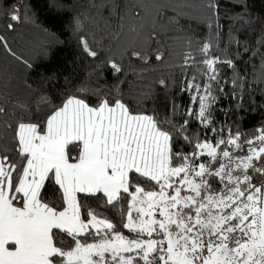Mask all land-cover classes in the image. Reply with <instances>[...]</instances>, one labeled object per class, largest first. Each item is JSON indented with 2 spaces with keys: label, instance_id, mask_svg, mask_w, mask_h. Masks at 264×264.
I'll use <instances>...</instances> for the list:
<instances>
[{
  "label": "snow or ice",
  "instance_id": "snow-or-ice-1",
  "mask_svg": "<svg viewBox=\"0 0 264 264\" xmlns=\"http://www.w3.org/2000/svg\"><path fill=\"white\" fill-rule=\"evenodd\" d=\"M233 6L246 30L260 28L255 47L233 38L221 48L219 0H208L215 34L187 38L182 56L181 93L189 105L173 101L163 119L143 107L150 92L129 104L121 89L126 81L119 79L122 61L113 47L105 53L94 47L104 37L90 41L79 34L83 21L96 17H74L83 51L97 60L106 55L93 73L99 79L110 69L117 83L97 87L94 102L83 94L86 88L55 106L40 96L35 114L29 100L9 95L0 101V264H264V181L254 182L264 177V124L246 133L227 122L217 126L214 117L228 83L220 66L235 72L244 53L264 58V17L254 20L246 0ZM88 7L99 5L93 0ZM107 8L116 20L109 39H127L130 55L147 65L151 57L136 49L159 44L160 32L146 27L143 6L112 0ZM0 18L8 32L35 23L23 0H0ZM110 23L105 20L106 29ZM0 48L31 67L3 32ZM165 54L157 50L155 59ZM230 83L233 97L242 100L236 89L244 88L245 78L236 75ZM192 122L204 134L191 132ZM180 140L189 152L176 151ZM49 184L56 199L45 195ZM102 206L114 215L98 211Z\"/></svg>",
  "mask_w": 264,
  "mask_h": 264
},
{
  "label": "trees",
  "instance_id": "trees-1",
  "mask_svg": "<svg viewBox=\"0 0 264 264\" xmlns=\"http://www.w3.org/2000/svg\"><path fill=\"white\" fill-rule=\"evenodd\" d=\"M16 2V0H13ZM54 0H23L27 5L29 15L35 23L17 24L14 32L6 30L7 21L0 18V32L9 40L12 49L22 60H27L31 67L9 55L0 48V101L6 96L32 102V113H36L35 102L40 96H46L52 106L58 105L65 94L74 92L78 88H86L84 95L93 99L97 87L108 88L117 83V78L110 69L97 79L93 67L106 58L101 55L100 60L88 56L78 41V34L73 32L74 17L80 12L85 16H94L96 21L85 19L79 34L87 35L90 41L100 40L94 45L102 53L108 47H113L114 58L122 61L125 73L119 75L126 83L121 85L122 91L130 105L135 106L138 97L143 92H150L143 100V107L155 110L163 119L169 112L171 103L175 101L184 108L189 105V97L181 93L184 73L182 71V56L188 50L187 38L205 41L215 34V26L208 19L209 12L205 7L208 0H123L125 6L142 5L143 20L147 28L153 26L160 32L157 38L160 43L150 41L148 45H141L136 50L151 57L148 64L130 55L133 48L127 39L110 40L107 31L115 26L114 13L111 14L107 5L112 0H94L99 5L97 9H89L93 0H58V6L53 7ZM235 0H219L220 14L217 21L222 27L220 31V47L229 45L233 38L249 43L255 47L256 35L260 28L253 24L252 29L246 30L244 25L237 22L239 15L234 8ZM246 11L255 19L264 17V0H246ZM7 6V5H5ZM140 12L141 9H136ZM157 12L159 15L157 16ZM111 20L108 29L105 20ZM47 30V31H45ZM54 34V35H53ZM157 50L166 53L162 60H156ZM235 51V45L232 46ZM243 52V49H240ZM219 54V53H217ZM236 71L221 65L224 80L227 81L225 95L219 97L214 108L217 126L227 122L237 125L241 132L252 133L264 124V58L253 57L251 53H244L236 61ZM243 76L246 84L243 89H236L242 100L233 97V86L230 81L236 76ZM165 80L167 86L160 85ZM241 107H237V104ZM227 112V115H226ZM181 122V117H176ZM193 133L204 134V130L196 122L190 125ZM203 138V135L201 136ZM176 151L189 152V147L180 140L175 145ZM45 195L48 199H56L54 188L48 185ZM91 207H96L95 201H89ZM101 213L114 215L113 209L100 207ZM127 234V230H123Z\"/></svg>",
  "mask_w": 264,
  "mask_h": 264
},
{
  "label": "rangeland",
  "instance_id": "rangeland-1",
  "mask_svg": "<svg viewBox=\"0 0 264 264\" xmlns=\"http://www.w3.org/2000/svg\"><path fill=\"white\" fill-rule=\"evenodd\" d=\"M262 181H264V177H259V176H257L256 178H255V180H254V182H256V183H260V182H262Z\"/></svg>",
  "mask_w": 264,
  "mask_h": 264
}]
</instances>
